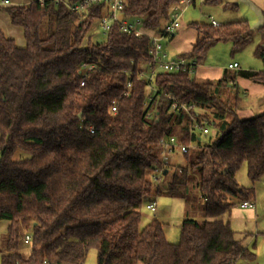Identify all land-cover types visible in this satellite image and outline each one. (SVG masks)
Wrapping results in <instances>:
<instances>
[{"label": "trees", "instance_id": "trees-1", "mask_svg": "<svg viewBox=\"0 0 264 264\" xmlns=\"http://www.w3.org/2000/svg\"><path fill=\"white\" fill-rule=\"evenodd\" d=\"M179 1L125 0L123 15L142 18L147 33L138 37L114 23L99 41L93 30L103 3L78 12L53 0L6 7L24 45L0 28V220L10 222L0 264H85L91 248L96 264H233L253 255L225 215L233 198L254 196L238 173L244 169L252 184L264 175V112L239 117L235 84L238 77L264 84V67L201 82L188 71H159L151 93L141 76L148 34ZM190 26L197 30L192 49L177 57L198 64L218 43L238 52L264 32L247 19ZM254 53L264 63V43ZM84 63L94 67L81 85ZM174 99L194 103L198 122L215 135L204 142L200 131L191 133L190 115L173 111ZM171 136L192 146L165 165L161 141ZM158 166L159 182L152 178ZM157 194L199 206L200 218L187 215L177 243L157 218L141 227L140 208Z\"/></svg>", "mask_w": 264, "mask_h": 264}, {"label": "rangeland", "instance_id": "rangeland-1", "mask_svg": "<svg viewBox=\"0 0 264 264\" xmlns=\"http://www.w3.org/2000/svg\"><path fill=\"white\" fill-rule=\"evenodd\" d=\"M201 4H203L201 0H196L195 6L190 5L185 9L181 20L182 25L176 30L177 38H179V36L180 38H183V35L185 36L188 31H193L190 30L192 28L188 25L192 21L209 23L210 15H212V17L218 18L219 16L229 14L231 15L230 19H247L248 22L249 20L252 21V19H254V9L250 7L249 3H247L245 0H223L222 3L217 4L205 3L203 4L204 8H201ZM199 8H201L202 11ZM208 8L217 11H214L215 13L209 12ZM223 11H225V14L223 13ZM106 13L107 8L105 7L103 15ZM166 22L167 20L163 19L160 22L158 29H162L165 26ZM100 26L101 25L99 22V24L97 23L98 29L93 30L94 38L96 41H99L101 39L104 40L106 37V33ZM185 40L186 39L184 38L181 47H183L184 44H188V41ZM172 42L173 40H163L164 49L168 53L169 57L176 56L178 52L177 47H175ZM252 46L253 45H250V49L245 47L241 51L233 52L231 43H218L210 48L205 63H207L209 58L211 61L210 63L214 65L227 64L228 61H232L233 59H238L240 57L250 60L253 53L249 50L252 49ZM208 127L209 133L202 135V139L204 142H207L210 137H213L215 135L214 133L213 135H209L212 133L213 129L210 126ZM239 173L240 176L238 175V177L244 186L251 183L246 174H244V171L241 170ZM163 181L164 180L160 182L161 188H164L166 186V181ZM252 187L254 196L251 201L254 203V206L250 208L242 207V200L240 198H233L235 204L232 206L230 212L225 215V218L230 220L231 226L237 232V234L244 237L243 244L247 246L249 251L253 254L251 257L239 258L233 264H264V175L258 181H256L252 185ZM152 201H155L157 204V209L155 211H151L150 209L146 208L148 202H145L144 205L140 208V211L142 212L141 227L147 225L154 218L159 219L164 225L167 239L172 243H177L179 241L181 224L187 217V215L200 218L198 209L199 206L196 205L193 207L191 205L189 207L185 199L172 198L164 194H157L152 197ZM3 235L4 234L0 236V249L2 248ZM23 244L26 250H30V240L26 241L25 239ZM96 260L97 250L95 248H91L87 254L85 264H96Z\"/></svg>", "mask_w": 264, "mask_h": 264}, {"label": "built area", "instance_id": "built-area-1", "mask_svg": "<svg viewBox=\"0 0 264 264\" xmlns=\"http://www.w3.org/2000/svg\"><path fill=\"white\" fill-rule=\"evenodd\" d=\"M37 1L40 4H44L46 0H32ZM57 4H64L68 6L73 11H81L88 6L103 3L107 8V13L102 15L100 18V24L105 33H107L114 23H118L121 30L126 33H132L135 36L141 37L147 32L144 27V21L142 18H135L133 20L128 19L123 15V10L125 6V0H81L79 2H71L70 0H53ZM193 0H180L176 5L173 6L170 18L167 20L165 26L154 32L148 34L151 42L150 50V60L146 64V70L142 73V77L145 78L148 82L149 89L152 92L157 91L158 89L153 86L154 77L159 71H166L170 73L179 72V71H188L190 74L194 75L198 63L196 61L184 58V57H175L171 58L168 56V53L165 51L163 46V40L171 37L175 34L176 30L180 28L181 23L179 19L178 8L180 5H188ZM5 5H9V0H4ZM214 25H218L215 20H211ZM85 69V73L82 75L81 85H84L87 78V73L93 69L94 66L84 63L82 65ZM239 67L237 62L230 63L228 69H237ZM127 89L122 96L128 97L130 89L132 87L131 79L127 81ZM166 97L171 98L172 95L170 92L165 94ZM117 101L113 103L112 111H117ZM171 109L176 112H186L190 115V121L192 123L190 132L200 131L202 134L209 133V125L204 121V125H200L197 120L198 109L194 103L181 102L176 99L172 101ZM146 117H152V112L147 111ZM162 147L159 152L160 160L163 164L168 165L171 163L172 156L176 154H185L188 153L192 143L184 144L179 141L176 136H171L165 138L161 141ZM164 171V166H158L154 169L152 173V178L159 182L162 179V173ZM239 175V173H238ZM237 175V177H238ZM240 176V175H239ZM239 178V177H238ZM155 201H148L146 208L151 211H155L156 208ZM243 207H253L254 203L251 200H244L241 204ZM31 239L30 235L26 236V241ZM44 264H47L45 261Z\"/></svg>", "mask_w": 264, "mask_h": 264}, {"label": "crops", "instance_id": "crops-1", "mask_svg": "<svg viewBox=\"0 0 264 264\" xmlns=\"http://www.w3.org/2000/svg\"><path fill=\"white\" fill-rule=\"evenodd\" d=\"M4 0H0V28L3 30L6 36L14 38L18 45H24V35H23V29L19 26L14 25L8 13L6 12V7L8 6H15V5H23L28 4L32 2V0H9V5H5L3 3ZM203 4H205V0H201ZM247 3H249L250 7L254 9V19L249 20V23L254 28H259L264 24V0H245ZM205 2V3H204ZM203 4H201V8H204ZM190 5L195 6L196 0L191 1L188 5H180L179 7V19L180 23L182 25V16L187 7ZM201 8H199L201 10ZM209 12H214L217 10L208 8ZM202 11V10H201ZM225 11H223L224 13ZM215 13V12H214ZM225 14V13H224ZM231 15L225 14L223 16H219L218 18L212 17V15L209 16L210 22L211 20H215L218 25L224 24L227 22L235 21L234 19H230ZM221 17V18H220ZM243 18V17H242ZM242 20V19H241ZM199 22V21H192L188 25L190 26L191 23ZM191 27V26H190ZM190 29L192 32L186 33V35H183V38H177V34L175 32V35H172L171 38H166L168 40H173V45L177 47L178 52L176 56H173L171 58H175L178 56V54L182 52H186L192 49L193 43L197 37V30L194 27H191ZM177 39H176V38ZM189 37V39H188ZM188 41V44H184L182 46V42ZM264 43V32H258L256 33L253 41L246 46V48L250 49V45L252 46V49L249 51H252V57L250 60L244 59L243 57L238 59H233L232 61H228L227 64H218L214 65L211 64L210 58L207 61V63L198 64L195 74L193 75L195 80L198 82L205 81V80H217L220 79L226 72H234L237 70H262L264 67V63L261 58H259L257 55H255V49L258 45ZM209 62V63H208ZM237 62L239 67L237 69H228V65L230 63ZM235 84H237L238 91H239V97L241 98V101L239 103V109H238V115L241 118L249 117L257 112H264V84H259L253 82L251 79L238 77L235 81ZM180 154H176L172 156L171 162L175 163L180 161ZM242 171L245 172L243 169ZM245 174V173H244ZM240 175V173H239ZM240 183L241 180L239 179ZM242 184V183H241ZM251 184V183H250ZM248 184L245 187H252L253 184ZM243 185V184H242ZM244 186V185H243ZM204 201H202L203 203ZM242 206V205H241ZM243 207V206H242ZM246 208V207H245ZM9 221L8 220H0V236L2 234H5L7 232V229L9 227ZM238 238H243L242 236H239L237 234ZM1 259V258H0Z\"/></svg>", "mask_w": 264, "mask_h": 264}]
</instances>
